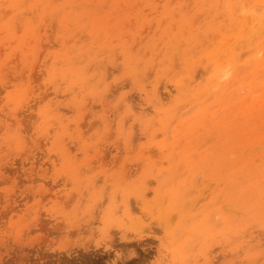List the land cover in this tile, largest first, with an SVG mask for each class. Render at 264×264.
Returning <instances> with one entry per match:
<instances>
[{"label":"rangeland","instance_id":"rangeland-1","mask_svg":"<svg viewBox=\"0 0 264 264\" xmlns=\"http://www.w3.org/2000/svg\"><path fill=\"white\" fill-rule=\"evenodd\" d=\"M38 1L0 0V264H264V6Z\"/></svg>","mask_w":264,"mask_h":264},{"label":"bare ground","instance_id":"bare-ground-1","mask_svg":"<svg viewBox=\"0 0 264 264\" xmlns=\"http://www.w3.org/2000/svg\"><path fill=\"white\" fill-rule=\"evenodd\" d=\"M2 1H4V0H2ZM39 1H43V0H39ZM38 1V2H39ZM133 1V0H132ZM232 1V0H231ZM130 2V1H129ZM230 2V1H229ZM131 3V2H130ZM256 4L257 5H262V6H264V0H257L256 1ZM210 5V4H209ZM74 8V7H73ZM132 8V7H131ZM123 10V9H122ZM140 10V9H139ZM232 11H230V12H233L234 13V10L233 9H231ZM257 11V9H255V11H252L251 12V17H252V19L253 20H257V21H259V23L260 22H262L263 20H264V12L261 14V15H257L255 12ZM10 12V11H9ZM8 12V13H9ZM157 12V11H156ZM250 12V11H249ZM248 12V13H249ZM233 13H232V16H233ZM241 13V12H240ZM239 13V14H240ZM242 13H243V11H242ZM29 14V13H28ZM137 14V13H136ZM242 15V14H241ZM249 15V16H250ZM127 16H128V14H127ZM238 16V15H237ZM249 16H248V18H249ZM195 17V16H194ZM199 17V16H198ZM198 17H195V18H198ZM240 17H242V16H240ZM250 17V18H251ZM247 18V17H246ZM246 19V20H248V22H249V19ZM103 19H104V17H103ZM34 20V19H33ZM131 20H133V19H131ZM244 21H245V19H243ZM183 21V20H182ZM46 22H47V20H46ZM184 22V21H183ZM194 22V21H193ZM248 22H246L247 24H248ZM23 23V22H22ZM258 22H257V24H259ZM194 26V25H193ZM219 26V25H218ZM19 27V26H18ZM190 27V26H189ZM220 27V26H219ZM245 27V26H244ZM62 28V27H61ZM148 28V27H147ZM186 28V25H185V27H184V29ZM246 28V27H245ZM259 28V27H258ZM258 28H257V30H258ZM53 30H54V28H52ZM145 30H146V28H145ZM244 30H246V29H244ZM193 31V30H192ZM50 32V31H49ZM54 32V31H53ZM184 32V31H183ZM182 32V33H183ZM203 32H204V30H203ZM256 32V31H255ZM3 34V33H2ZM51 35L52 34H54V33H50ZM239 34V33H238ZM2 36V35H1ZM214 36H216L217 37V35H214ZM52 37V36H51ZM199 37H201V36H199ZM215 38V37H214ZM253 38H255V35H254V37ZM43 39H44V36H43ZM42 39V40H43ZM231 39L232 38H230L228 35L227 36H224L223 37V45H222V47H221V49L223 48V47H225V46H229V42L231 41ZM253 41V40H252ZM234 42V41H233ZM79 43V42H78ZM43 45V44H42ZM235 42H234V47L233 48H230V50L231 49H234L235 48ZM240 45V44H239ZM211 46V45H210ZM231 46H232V43H231ZM238 46V45H237ZM180 47H182V46H180ZM180 49V48H179ZM142 50V49H141ZM228 50V49H227ZM226 50V51H227ZM235 50V49H234ZM219 51V50H218ZM233 51V50H232ZM262 51V50H261ZM141 52V51H140ZM227 52H229V51H227ZM226 52V53H227ZM218 53V52H217ZM230 53H232V52H230ZM258 54L260 55V52H258ZM18 55V54H17ZM173 55V54H172ZM254 55H256V54H254ZM117 56V55H116ZM219 56V55H218ZM258 56V55H257ZM256 56V57H257ZM118 58H119V56H117ZM157 57H158V55H157ZM172 57V56H171ZM176 57V56H175ZM237 57V60L239 59V57L238 56H236ZM254 58V59H256V61H255V68H257L258 66H262V67H264V64L262 65L261 64V60H262V58H260V56H258L257 58ZM117 58V59H118ZM209 58V57H208ZM234 58V57H233ZM240 58H242V57H240ZM249 58V57H248ZM40 59V58H39ZM171 59H173V58H171ZM219 59H220V57H219ZM217 60V61H215L214 62V68H215V72H214V74H213V76H212V78H213V80H212V82H214V81H218V83H216V82H214L215 84H218L219 85V83L220 84H223L222 85V87L221 88H228L227 86H229V84L232 82V81H234V80H237L238 79V77H237V71H236V69H235V67H234V63H233V59L231 60H228L227 62H226V65H224V61H221V60ZM174 61V60H173ZM172 61V62H173ZM13 62V61H12ZM105 62V61H104ZM175 62H177V61H175ZM131 63V62H130ZM182 64V63H181ZM39 66V65H38ZM119 66V65H118ZM209 66V65H208ZM134 67V66H133ZM174 67V66H173ZM110 68V67H109ZM261 68V67H260ZM91 70V69H90ZM209 70V69H208ZM261 70V69H260ZM259 70V71H260ZM108 71H109V69H108ZM107 71V72H108ZM198 71V70H197ZM210 71V70H209ZM109 73V72H108ZM145 73V72H144ZM251 73H255V71L253 72H251ZM37 74V73H36ZM168 74H170V73H168ZM203 74V73H202ZM33 75H35V74H33ZM109 75V74H108ZM198 75V74H197ZM197 75H195V76H197ZM249 75V74H248ZM253 75V74H252ZM262 75H264V74H262ZM151 76V75H150ZM261 75H259V77H260ZM193 77V76H192ZM248 77V76H247ZM262 77V76H261ZM194 79V78H193ZM247 79V78H246ZM250 80H252V79H250ZM126 81V80H125ZM253 81V80H252ZM251 81V83H250V85H252V84H254V81L252 82ZM124 82V81H123ZM179 82V81H178ZM193 82V81H192ZM39 83V82H38ZM128 83V82H127ZM245 83V82H244ZM243 83V84H244ZM121 84V83H120ZM119 84V85H120ZM163 84V83H162ZM262 84H264V83H261V85ZM242 85V84H241ZM162 86V85H161ZM259 86H260V84H259ZM111 87H113V85L111 86ZM220 87V86H219ZM51 88V87H50ZM117 88H119V87H117ZM157 88V87H156ZM120 89V88H119ZM240 89V88H239ZM258 89V87L256 88V90ZM37 90V89H36ZM49 90V89H48ZM47 90V91H48ZM241 90V93H242V88L240 89ZM260 90V89H259ZM51 91V90H50ZM113 91V90H112ZM111 91V92H112ZM226 92V89H224V90H222V93H225ZM257 92H258V90H257ZM48 93V92H47ZM240 93V92H239ZM240 93V94H241ZM245 93V92H244ZM53 94V93H52ZM166 94V93H165ZM246 95H247V93H245ZM255 94V93H254ZM253 94V95H254ZM258 94H259V92H258ZM45 95V94H44ZM111 95V94H110ZM60 96V95H59ZM104 96V95H103ZM108 96H109V93H108ZM251 96V95H250ZM256 96V95H255ZM259 96V95H258ZM60 97H63V96H60ZM111 97V96H110ZM45 98H46V96H45ZM65 98V97H64ZM129 98V97H128ZM44 99V98H43ZM249 99V98H248ZM248 99L246 100V101H248ZM254 99V98H253ZM253 99H251V103H250V105H252V108H255V105H254V101H253ZM259 99H262V100H264V91L260 94V97H259ZM42 100V99H41ZM90 100V99H89ZM133 100V99H132ZM168 100V99H167ZM255 100V99H254ZM260 101V100H259ZM35 102V101H34ZM90 102V101H89ZM106 103V101H104L103 100V103ZM133 102V101H132ZM104 103V104H105ZM107 103H109V102H107ZM130 104V103H129ZM135 104V103H134ZM88 106V105H87ZM105 106V105H104ZM134 106V105H133ZM132 106V107H133ZM108 107H109V105H108ZM130 107V106H129ZM135 107V109H136V106H134ZM98 108V107H97ZM251 107L248 109V107L246 108V110L244 111V113L245 114H250V112H249V110L250 109H252ZM248 109V110H247ZM64 110V109H63ZM66 112H68V111H66ZM137 112V111H136ZM143 113V112H142ZM29 116V115H28ZM144 117V116H143ZM112 118V117H111ZM85 119V118H84ZM150 120V119H149ZM148 120V121H149ZM252 121V120H251ZM148 123V122H147ZM150 123V122H149ZM250 124V123H249ZM248 124V125H249ZM114 126V125H113ZM250 126V125H249ZM251 126H252V124H251ZM91 127V126H90ZM147 127V126H146ZM254 127V126H253ZM252 127V128H253ZM115 128V127H114ZM113 129V128H112ZM257 129V128H256ZM155 130H157V129H155ZM145 131V130H144ZM148 131V130H147ZM238 131V130H237ZM88 132V131H87ZM134 132V131H133ZM155 132V131H154ZM82 133H84L83 131H82ZM136 133V132H135ZM158 133V132H157ZM132 134V133H131ZM147 134V133H146ZM239 134V133H238ZM262 134V133H261ZM234 135V134H233ZM134 136V135H133ZM130 137V136H129ZM132 140H134V137L132 138V136L130 137ZM129 139V138H128ZM131 139H130V142H132L131 141ZM140 140V139H139ZM129 141V140H128ZM135 141V140H134ZM120 142V141H119ZM129 143V142H128ZM132 143H134V142H132ZM115 144H117L116 142H115ZM119 144H121V143H118V145ZM129 144H131V143H129ZM132 145V144H131ZM104 147V146H103ZM73 151V150H72ZM110 151V150H109ZM245 152V151H244ZM133 153V152H132ZM146 153V152H145ZM189 153H190V151H188V150H186L185 152H184V158L186 159V161L188 160V158H189ZM151 155H152V153H151ZM245 155V154H244ZM230 156H232V155H230ZM246 156V155H245ZM225 160H226V157L224 158ZM257 160V159H256ZM256 160H254L255 162H256ZM137 165H139V164H137ZM242 167H244V166H242ZM244 169V168H243ZM179 170V169H178ZM65 178V177H64ZM161 178V177H160ZM189 178V177H188ZM188 178H186V179H184L183 180V182H185V184H188V183H186V182H188ZM201 180V179H200ZM170 181V180H169ZM166 182H167V180H166ZM190 182V181H189ZM165 183V182H164ZM191 184V183H190ZM68 186V185H67ZM237 187V186H236ZM261 192V191H260ZM149 193V192H148ZM147 193V194H148ZM192 193V192H191ZM190 193V194H191ZM166 194V193H165ZM146 195V194H145ZM73 196V195H72ZM167 196V195H166ZM165 197V196H164ZM71 198V197H70ZM186 198V194L184 193V192H182V193H175L174 194V196H171V199L169 200V202H168V205L169 206H167L166 208H165V211L163 212V209H164V207L162 208V216L165 214V216H168L169 214H168V211L169 210H171L172 209V207L173 206H177L178 205V207L180 206V205H183V203H184V201L186 200L185 199ZM24 199V198H23ZM59 199H62L63 200V198H59ZM117 199H118V197H117ZM164 199V198H163ZM165 202V201H164ZM216 203V200L213 198V199H211L210 200V202H209V213L208 214H204V216H203V222L201 223V225H194V224H187V226H188V230L186 231V234L188 233V240H195L196 239V237H197V235H199V233H200V236H203L202 238H204L206 241L209 239V237H210V235L215 231V222H213L212 221V217L214 216V214H216L217 216H219V217H221V220H220V224H223V226H224V230H225V232H230V229L231 228H234V226L232 225V221H231V219L224 213V211H223V209H221V213L219 212V209L217 210H215V204ZM194 204H195V202H194ZM126 205H127V202H126ZM186 205V204H185ZM116 206V205H115ZM128 206V205H127ZM156 207V206H155ZM121 208V207H120ZM113 209V208H112ZM127 209H129V208H127ZM117 210H119V209H117ZM116 210V211H117ZM130 210V212H132L131 211V209H129ZM159 210L161 211V209L159 208ZM115 211V210H114ZM122 211V210H121ZM215 211V212H214ZM118 212V211H117ZM116 212V213H117ZM125 212H127V211H125ZM129 212V213H130ZM115 213V212H114ZM115 213V214H116ZM133 213V212H132ZM96 215V214H95ZM112 215V214H111ZM110 215V213H109V215H106V216H108L109 217V220H111V221H116V219H113V216H111ZM161 214L159 213V216H160ZM128 217H129V215H127ZM169 216H172V215H169ZM132 217H133V215L131 216V220H132ZM118 219H120V218H118ZM121 220V219H120ZM122 221V220H121ZM132 224V223H131ZM139 224V223H138ZM185 226H186V224H185ZM55 227V226H54ZM57 227V226H56ZM146 228V227H145ZM144 228V229H145ZM150 228V227H149ZM199 228H203V230H201L200 232H199ZM57 229V228H56ZM59 230V229H58ZM147 231V230H146ZM58 232V231H57ZM110 232V231H109ZM233 232H235V231H233ZM142 233V232H141ZM144 233V232H143ZM113 234V233H112ZM263 236V235H262ZM264 245H262L261 247H263ZM240 261V260H239ZM246 261V260H245ZM248 263V262H247Z\"/></svg>","mask_w":264,"mask_h":264}]
</instances>
